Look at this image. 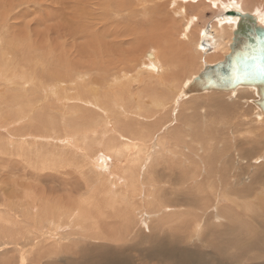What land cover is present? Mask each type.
Masks as SVG:
<instances>
[{
	"label": "bare ground",
	"instance_id": "1",
	"mask_svg": "<svg viewBox=\"0 0 264 264\" xmlns=\"http://www.w3.org/2000/svg\"><path fill=\"white\" fill-rule=\"evenodd\" d=\"M245 1L205 0L206 6L222 13L210 34L205 29L200 30L196 38L187 37L185 34L186 41L184 40L181 47L183 51L174 48L172 54L163 56L155 51H148L150 56H147V61L144 57L129 69L114 74L109 79V88L113 110L119 108L115 114V127L109 117V109L104 110L101 107L103 117H100L102 121L106 120L104 122L93 116L94 118L89 120L91 123L86 122V119L78 122L77 118L63 123V115H54L52 119L57 117L53 119L57 122L53 125L54 132L58 135L65 134L59 136L61 139L58 142L53 140L58 137L54 136V132L52 136L44 132L48 124L38 125L45 122L43 118H36L40 123L35 127L42 128V133H38L41 137L36 143L30 144L26 140L29 132L25 127L16 133V141H0V264H77L76 260L71 259L75 254L71 257L66 252L76 250L79 242L86 241L91 242L94 247L90 249V244L86 250L83 264H264V172H255L256 183L253 181V184L248 186L243 184L246 189L235 186L238 181L245 182L249 173L247 170L243 178L239 177L240 173L228 172L227 169L222 174L233 178L219 176L213 172L217 170L213 169L212 165H203L205 155L201 152L206 150L202 146L195 145L197 150L190 151V147L185 145L183 150L192 152L198 162H201L188 161L184 157L185 152L180 150L179 159L185 168L178 165L179 171L174 169L175 172L166 173L160 167L159 158H164L165 153L172 156L176 149H180L178 142L180 141L181 145L188 140L193 142L192 136L180 133L179 137L178 134L176 136L178 141L170 142L163 134L167 127L162 124V127L141 125L140 121H137L140 119L137 114H131L136 109H125L128 101L130 103V100L135 98L133 90L137 88H141L143 95L149 96L150 102H147L152 107L151 111L147 110L149 116H154L156 112L166 108L169 93L180 92V98H185L182 96L183 91L195 77L183 86L181 76L185 74V68L193 70L197 62L200 63L199 59L202 60L204 68L225 59L231 52L230 44L237 23V18L227 17L225 12L231 7L248 12L245 11ZM259 19L264 22V16H259ZM192 21L194 19H188L187 27ZM211 51L215 54L211 55ZM178 55L183 57L185 66L174 63ZM221 57L222 60L217 61ZM238 90L246 92L249 89ZM139 95L142 96L141 93ZM191 96L196 94L187 97ZM228 106L223 107L226 110L233 109L227 108ZM205 108L206 106H200L198 110L202 113ZM161 114H158V118ZM17 116V124L24 123L26 119L23 114ZM115 116L112 115V118ZM226 116L227 113L224 112L222 117ZM161 120H164L163 117ZM257 121L263 122L264 117H258ZM33 123L35 124V121ZM111 130L115 131L114 136ZM161 132L162 136L157 137ZM209 137H213L212 134ZM81 146L85 149H81ZM77 150L84 155H93L86 158L85 165L97 170V173L94 172V177L98 178L97 181L94 178L96 187L91 188V193L82 195L78 201L72 197L74 204L71 209L66 202L62 205L56 203L58 207L50 208L52 206L47 205L44 200L47 193L42 190L36 194L30 187L32 184L27 183L26 168L34 164H75L74 152ZM100 150H105L106 154H98ZM206 155H209V152ZM255 162L259 163V159H255ZM170 164L168 167H171ZM103 166L108 173L100 169ZM121 166L123 171L118 175L116 170ZM253 168L255 170V167ZM15 175L19 178L15 179ZM191 182L194 185H203L193 188ZM204 182L210 185H207L205 194H202L198 188L205 187ZM223 194L228 204H220V201L223 203L225 200ZM167 195L172 198L169 202L172 206L162 207L155 204L156 201L160 203ZM241 200L245 202L240 203ZM84 247L85 245L80 250ZM64 255L70 259H63Z\"/></svg>",
	"mask_w": 264,
	"mask_h": 264
},
{
	"label": "rangeland",
	"instance_id": "2",
	"mask_svg": "<svg viewBox=\"0 0 264 264\" xmlns=\"http://www.w3.org/2000/svg\"><path fill=\"white\" fill-rule=\"evenodd\" d=\"M248 1H245V11L263 17L264 0ZM205 4V0H0V141H16V133L25 127L29 132L26 140L30 144L36 143L41 137L38 133H42V128L35 126L40 123L37 119L43 118L46 123L38 125L48 124L49 127L47 126L44 132H47L48 136L54 134V136H58L52 138L58 142L61 139L59 136L65 134L58 135L53 130V125L57 124L53 119L57 117L53 119L52 117L57 113L63 115L61 119L63 123L75 118L78 119V122L86 119V122L91 123L89 120L94 118L93 116L101 122L106 121H102L101 111L102 108L109 109V117L112 119L113 125L117 116L115 114L118 113L119 108L115 107L116 109L113 110L109 79L119 71L127 70L131 65L134 66L144 57L147 61L153 51L162 56L172 54L174 48L183 51L181 47L184 40L186 41L185 34L187 37L196 38L202 29L210 34L222 13ZM188 19H194L188 26L189 28L187 27ZM184 29L186 30L183 31ZM186 45L189 46V44ZM144 52L148 54L146 55ZM213 54L215 53L211 55ZM175 59V64L185 66L183 57L178 55ZM199 60L200 63L198 61L193 70L185 68L186 72L181 76L183 86H186L190 79L198 75L204 68L202 60ZM75 82L80 84L77 85ZM48 87L52 88L51 91ZM246 90V92L238 89L230 92H205L183 99L180 98V92L173 93L175 96L169 93L166 108L156 112L154 116L147 115L149 114L147 110L151 111L152 107L149 106V96L143 95L141 88L133 90L136 95L135 100H130V103L128 101L127 107L123 101L122 103L126 107L125 109L132 108L131 111L136 109V112L133 111L131 114H137L136 116L140 118L137 121H140L141 125L162 127V124L163 127H167L163 134L170 142L178 141L176 136L178 134L179 137L180 133L182 135L188 133L192 136L193 142L188 140L189 143L184 142L181 145L179 141L180 149H176L172 156L165 153L164 158H159L161 162H158L164 172H175L174 169L179 171L180 150L185 152L184 157L188 161L201 162H198L192 152L183 150L185 145L190 147V151L197 150L195 145H199L206 150L201 152L203 156L205 155L203 165H212L213 169L217 170V172H213L218 173L219 176L233 178L222 174L227 169L228 172L240 173L239 177L243 178L247 170L249 173L245 182L238 181L234 184L246 189L243 184L245 186L252 185L255 181L254 176L257 174L255 172H264V121H257L258 117L264 116H259L258 109L250 102L256 98L254 90L251 88H246ZM140 93L142 96L139 95ZM75 98L77 102H75ZM174 100L178 101L174 102ZM92 105L94 106L92 107ZM225 105H229L227 108L233 109L226 110L223 107ZM200 106L203 108L206 106L205 112H199ZM224 112L227 113V116L223 118ZM20 113L26 120L18 125L17 115ZM160 113L162 114L158 118ZM112 115L115 117L112 118ZM133 117L135 118V116ZM133 117H131L132 120H135ZM162 117L164 120H161ZM156 119L162 123L157 124ZM205 119L207 120L205 121ZM129 122L127 121V123ZM184 127L189 131L184 130ZM166 129L167 131H165ZM110 132L113 136L115 135L114 130ZM210 134L214 138L209 137ZM159 135L162 136V132L157 137ZM206 143L208 144L206 145ZM80 148L85 149L83 146ZM78 151L74 152L75 164H72L73 162L70 164L58 163L56 166L54 165L55 167L47 164L44 165L45 167L34 164L26 168L28 171L27 183L32 184L30 187L34 189L32 190L34 193L38 194L42 190L47 193L44 200L47 205L52 206L50 208H55L56 203L62 205L66 202V205L71 209L74 200L78 201L82 195L91 193V188L96 187L94 172L97 170L90 169L85 165L86 158L93 155L89 153L84 155L80 151L76 153ZM100 152L98 154H106L105 150H100ZM207 152L209 155H206ZM255 159H259V163L256 164ZM169 163H171V167H168ZM163 165L168 168L165 169ZM260 166L262 168H259ZM182 167L185 168V166ZM122 168L121 166L116 170L118 175H121ZM100 169L108 173L104 166ZM18 175H15L14 178L18 179ZM95 179L98 180V178ZM225 180H223L224 183ZM199 185H203V183ZM199 185H194L191 182L193 188ZM204 185L206 186L198 188L202 194H205L207 185L210 183L204 182ZM180 188L183 189V187ZM222 196L225 200L223 203L220 201V204H228L226 196L224 194ZM171 199L170 195H167L160 203L156 201L155 204L170 207L172 206L169 204ZM239 202L242 203L245 200ZM248 219L249 217L246 218V220ZM90 244V249H92L94 245L91 242H79L76 250L66 253L71 257L75 254L71 259L76 260L77 264H83V255ZM84 245L83 250H80ZM67 258L64 255L63 259Z\"/></svg>",
	"mask_w": 264,
	"mask_h": 264
},
{
	"label": "water",
	"instance_id": "3",
	"mask_svg": "<svg viewBox=\"0 0 264 264\" xmlns=\"http://www.w3.org/2000/svg\"><path fill=\"white\" fill-rule=\"evenodd\" d=\"M225 15L237 18L231 52L223 61L206 65L184 89L182 96L251 88L256 98L250 102L258 109L259 116H264V22L258 14L234 7L228 8Z\"/></svg>",
	"mask_w": 264,
	"mask_h": 264
}]
</instances>
